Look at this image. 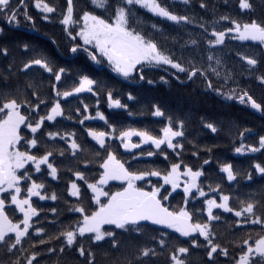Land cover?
<instances>
[{"label": "snow or ice", "instance_id": "6c2138e0", "mask_svg": "<svg viewBox=\"0 0 264 264\" xmlns=\"http://www.w3.org/2000/svg\"><path fill=\"white\" fill-rule=\"evenodd\" d=\"M236 2L239 14L248 16L247 20L226 13L216 18L211 0H88V8H78L77 0H64L61 10L50 0H0V20L5 26H23L34 34L8 42L3 39L6 27H0V251L9 257L7 264H41L44 256L62 257L66 249L75 251L82 264H101L98 255L103 264H156L165 253L167 264H190V250H202L205 264H217L219 257L230 259L231 264H264V183L243 197L226 193L222 187L224 183L229 187L239 184L241 179L254 184V173L264 181V161L252 164V171L245 172L231 162L214 160L216 146L189 140L188 119L166 115L159 103L151 108L152 116L166 120L159 135L146 128L110 122L100 111L101 95L108 108L134 115L122 102V94L86 67L57 64L48 46L59 50V41L37 27V16L45 23L58 17L56 22L67 41L65 52L73 58L83 56L97 66V73L110 70L130 86L162 82L188 89L199 81L201 96L243 106L264 119V97L258 100L249 86L241 84L246 73L248 80L254 79L264 88V72H258L264 65V49L252 54L237 52L244 66V72L239 73L229 66L222 51L226 41L264 45V0ZM194 4L213 18L196 15ZM30 7L37 16L30 13ZM225 22L229 26L219 28ZM169 28L193 30L186 32L184 39ZM17 51L23 53L19 61ZM159 69L169 71L158 81L145 74L146 70ZM36 70L47 74V92L42 80L30 77ZM73 74V86L65 88V80ZM21 77L29 78L21 83ZM82 93L96 99L94 115L83 101L71 107V99ZM123 95L127 101L136 100L132 91ZM93 121H103L106 130L85 126ZM66 122H73V127H63ZM199 123L210 134L220 131L217 121L208 116H201ZM77 126L90 140L80 139ZM233 126L239 127L236 123ZM246 134L254 133L246 127L240 130L234 153L264 152V135H258L253 145L244 143ZM134 137L139 142H133ZM117 142L132 161L117 158L113 150ZM142 145L152 150L145 151ZM186 145L195 149L193 159L201 160V152L208 158L197 165L186 163ZM146 157L162 158L167 166L132 169L133 161ZM65 159L72 163L62 167L58 162ZM214 165L219 181L213 180ZM93 166L98 171L90 176ZM61 173H67L69 179L58 195L45 181H59ZM112 181L121 182L118 190H111ZM177 196L181 199L173 204ZM33 198L36 205L63 200L67 212L77 218L67 224L58 219L46 221L57 229L49 234L41 222L43 209L34 205ZM49 211L53 217L60 216L57 207ZM43 214L47 217L49 213ZM226 214H231V223L222 218ZM218 224H225L229 233L245 228L259 231L255 235L247 232L239 243L231 241L239 249L238 255L232 256L222 242L223 234L217 231ZM53 241L60 242L59 248L50 246ZM105 245L107 250L98 253ZM55 264L63 262L58 258Z\"/></svg>", "mask_w": 264, "mask_h": 264}, {"label": "trees", "instance_id": "16d2710c", "mask_svg": "<svg viewBox=\"0 0 264 264\" xmlns=\"http://www.w3.org/2000/svg\"><path fill=\"white\" fill-rule=\"evenodd\" d=\"M58 5V10L63 9L64 0H50ZM78 8H88L89 3L88 0H77ZM211 4L215 6L217 11V17L219 14H230L234 18L247 20L248 16H244L239 14L237 8L236 0H227V4H225V0H211ZM177 8L180 10L182 6L177 5ZM192 11L198 15L202 16L205 20H210L213 17L210 13L201 12V10L194 4ZM30 13L34 16H37L35 10L30 7ZM143 17V13H140ZM259 13H257V16ZM52 23H45L40 20L37 16V27H39L42 31L47 32L53 35L60 43V49L56 50L53 46H48V52L53 57L55 62L60 66H69L70 64L76 66L86 67L89 72L93 75H100L102 79L108 82L110 87H113L115 90L119 91L121 95V99L123 103H127L129 105V109L134 113V115L129 116L127 112L123 109H114L108 108L106 99L103 95L100 97V111L104 112V114L109 118V121L112 123H116L118 126H132L138 129H148L152 132L153 135H159L160 129H162L166 120L163 117H155L151 115L152 105L155 103H159L161 107L165 110L166 115L172 114L173 116H181L186 117L188 119L187 125V135L189 140H195L201 146L207 145H215L213 151V158L219 159L222 162H231L241 171H252L251 165L256 162L264 161V152L258 153H246L244 155L235 154L233 151L234 146H239V138L238 133L243 128L252 129L253 135H247L244 141L245 144H253L256 145V141L258 140V135H264V119L261 118L259 113H255L252 110H245L243 106L232 104V102H228L227 104L221 103L218 98L213 97H204L199 94L197 91L198 86L200 84L199 81L196 84L190 85L188 89H180L174 83L171 85L163 84L162 82L154 83L153 85H147L144 82H139L138 84L131 85L128 81L124 80V78L119 77L116 73L111 72L110 70L104 73H97L94 69L97 67L92 65L90 61H85L83 56L73 58L69 56L65 52V44L67 43L63 30L61 26L56 22L58 17H53ZM146 19V18H145ZM229 26L227 23H222L219 28H223ZM0 27H6L4 22L0 20ZM193 29H172L169 28V31L172 32L173 35H176L178 38L182 37L186 39L187 37L184 35L188 31H192ZM198 31V30H196ZM34 35L28 28L21 27L20 29H9L6 27V36L3 38L6 41L10 42L15 38H30ZM38 43H42L37 41ZM227 47L222 51L227 54L226 58L228 60L229 66H234L235 70L239 72H244V66L237 57V52H242L245 54L252 53H261L262 49H264L263 45H260L259 42L256 41H231L227 42ZM177 54L179 52L177 51ZM17 57V61L23 58V53L17 51L15 53ZM0 67H3V62H0ZM169 71L166 69L159 70H146V76L153 80L158 81L159 76L165 75V72ZM258 72H264V65H261L258 69ZM30 77L36 78L37 80H42L45 85V92H47L48 85V76L47 74H43L40 71L36 70L30 74ZM29 77H21V83H23L24 79ZM183 79V76L181 77ZM75 74L72 77L67 78L65 80V88H70L73 86L75 82ZM170 79V77H169ZM242 85H247L250 87L252 93L255 98L258 100L264 97V88H261L258 83L252 79H247V74L245 73L244 78L241 79ZM128 91H132L133 95L136 96L135 101H127L123 94ZM188 93H191L189 95ZM79 101H83L90 105V111L94 115V106L96 104V99L90 93H82L80 94L78 99H71V107H76L79 105ZM208 116L212 119H215L218 123V127L220 131L217 134H210L206 130L202 129L200 126V117ZM233 123L238 124L239 127H234ZM87 127L97 128L98 130H106L104 128L103 121H93L86 122ZM63 127L72 128L73 122H66ZM76 131L80 135V139L87 142L90 140L89 137H86L81 131L80 127H76ZM117 143L113 144V150L116 151L117 158L122 161H132V156L128 154H124L121 151V148L117 146ZM64 147L63 144L60 145ZM88 147H92L91 144H88ZM145 151H150L152 148L148 145L147 147L142 146ZM195 151V149L186 145L184 160L186 163L191 165H197L202 163V159L208 158L201 152V160H195L191 156V152ZM169 159H172L171 150H169ZM61 166H69L71 165L70 160H63L62 162H58ZM127 166V165H126ZM159 167L164 168L167 165L163 162L162 158L157 159L155 157L145 158L139 162H132V169H144L146 167ZM98 169L93 166L90 176H95ZM209 171L206 168V172ZM213 180L219 181L220 176L217 174V170L215 165L211 170ZM256 182L254 184H248L247 181L240 180L239 184H233L231 187L228 186L227 183L222 184L225 192H232L233 195H238L243 197L245 193L257 188L260 184L264 183V181H260L257 177V174H253ZM69 179L67 173H61V179L59 181H51V178L46 179V183L49 185L50 191L54 190L58 195H61L64 192L65 181ZM153 183H155V178H153ZM121 185L120 181H112L110 182V187L112 191H116L119 189ZM66 198V197H65ZM34 199V205L38 208H42L43 212H48L47 217L44 216L43 212L41 214V222L43 226L46 227L49 234H55L57 229L55 227L48 226L46 221L52 219H58L61 223L67 224L71 220L76 219V216H72L67 212L66 206L63 203V200L58 202L53 201H40L38 205L35 204L36 198ZM181 197L177 196L175 200L172 201L173 204H176L180 201ZM198 206V205H197ZM57 207L60 212V216L53 217L50 213V208ZM223 219L227 220L231 223V214H226ZM218 233L222 235V242L227 244L230 249V255L235 256L238 255L239 249L234 248V246L230 243L231 241H236L237 243L246 235L247 232H255L259 231V228H245L240 231H236L234 233H229L227 231V226L225 224L216 225ZM171 231V230H169ZM178 236L179 234H174ZM125 239H127L125 237ZM85 246L87 247V241H84ZM28 244H25L27 247ZM50 246L59 248L60 242L53 241ZM46 250V249H42ZM107 250V246L105 245L102 249H97L98 253H102ZM110 255H117V253H110ZM166 253L161 255L157 260L156 264H167L166 261ZM15 257H11L14 259ZM61 259L63 264H82L81 259L76 255L75 251L65 250V253L62 257H59L55 254H49L43 257L41 264H55L57 259ZM98 259L101 260V264H103V258L101 255H98ZM189 262L190 264H205V253L202 250H190L189 254ZM9 257L4 254L3 251H0V262L3 264H7ZM217 264H231V260H226L223 257H219L217 259Z\"/></svg>", "mask_w": 264, "mask_h": 264}, {"label": "water", "instance_id": "95a60500", "mask_svg": "<svg viewBox=\"0 0 264 264\" xmlns=\"http://www.w3.org/2000/svg\"><path fill=\"white\" fill-rule=\"evenodd\" d=\"M120 77V76H119ZM121 78H123V77H121ZM133 142H138V141H136L135 139H133ZM121 151H122V153H124V154H127L126 152H125V150H123L122 148H121ZM133 152H137L138 150H132Z\"/></svg>", "mask_w": 264, "mask_h": 264}, {"label": "rangeland", "instance_id": "374dc122", "mask_svg": "<svg viewBox=\"0 0 264 264\" xmlns=\"http://www.w3.org/2000/svg\"><path fill=\"white\" fill-rule=\"evenodd\" d=\"M263 47H264V45H263ZM133 139H135L136 141H138L139 142V139L137 138V137H134ZM142 146H145V147H147L148 145H142ZM141 186H144V185H141ZM11 214V213H10Z\"/></svg>", "mask_w": 264, "mask_h": 264}]
</instances>
